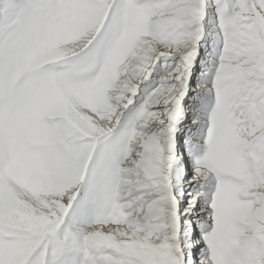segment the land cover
I'll list each match as a JSON object with an SVG mask.
<instances>
[{
  "label": "snow or ice",
  "instance_id": "snow-or-ice-1",
  "mask_svg": "<svg viewBox=\"0 0 264 264\" xmlns=\"http://www.w3.org/2000/svg\"><path fill=\"white\" fill-rule=\"evenodd\" d=\"M0 264H264V0H0Z\"/></svg>",
  "mask_w": 264,
  "mask_h": 264
}]
</instances>
